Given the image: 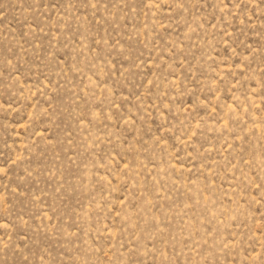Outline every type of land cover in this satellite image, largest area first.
Segmentation results:
<instances>
[{
	"label": "rangeland",
	"instance_id": "rangeland-1",
	"mask_svg": "<svg viewBox=\"0 0 264 264\" xmlns=\"http://www.w3.org/2000/svg\"><path fill=\"white\" fill-rule=\"evenodd\" d=\"M0 264H264V0H0Z\"/></svg>",
	"mask_w": 264,
	"mask_h": 264
}]
</instances>
